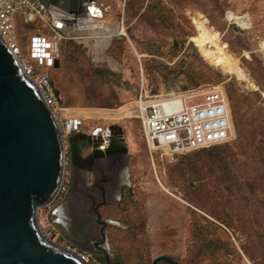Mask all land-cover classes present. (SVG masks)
I'll return each instance as SVG.
<instances>
[{"label":"rangeland","instance_id":"obj_1","mask_svg":"<svg viewBox=\"0 0 264 264\" xmlns=\"http://www.w3.org/2000/svg\"><path fill=\"white\" fill-rule=\"evenodd\" d=\"M74 1L68 5L73 15ZM92 2L103 9L99 17L94 7L93 16L90 12L86 16L85 6L76 19L58 6L52 8V17L71 37L62 42L58 68H37L48 72L60 89L57 116L65 127L62 137L71 182L68 196L62 197L66 203L53 207L58 206L60 216L65 212L66 228L53 223L49 239L84 251L90 264L107 263L97 243L112 264H152L160 255L181 264H264V249L257 237L258 224H264V125L250 126L253 139L244 150L237 148L242 138L236 128L243 114L248 118L249 111L253 116L259 113L249 103L264 106L258 96H264V0ZM16 17L18 43L26 54L30 35L46 28L39 20L25 23L21 14ZM122 26L125 34L119 32ZM108 33L112 35L99 36ZM142 87L154 94L223 89L232 111L231 139L198 150L151 152L134 108ZM238 94L247 98L237 104L240 109L235 116ZM130 108L133 116L127 117ZM69 120L73 121L71 127L79 123L76 131L84 134L98 128L93 143L99 142L103 152L115 129L121 128L125 138L128 165L123 170L128 184L121 192H115L113 186L107 188L108 202L98 208L100 220L96 212L100 187L91 191V177L81 178L73 171ZM88 151L89 146L82 153ZM227 152H236L237 161L225 171L212 160L217 153ZM213 190L219 197L213 196ZM90 194L96 196V202ZM217 199L231 208L240 226L228 222ZM47 212L45 209L42 217ZM103 221H109L105 228ZM42 229L49 234L52 228ZM201 230L207 231L211 245L217 248L215 259L196 255ZM243 248L251 257L243 254Z\"/></svg>","mask_w":264,"mask_h":264},{"label":"water","instance_id":"obj_2","mask_svg":"<svg viewBox=\"0 0 264 264\" xmlns=\"http://www.w3.org/2000/svg\"><path fill=\"white\" fill-rule=\"evenodd\" d=\"M59 1L47 0V8ZM55 95L61 104L57 88ZM72 123L67 124L71 148L82 139L90 146L92 135L72 133ZM98 131L94 130V137ZM121 137L125 139L123 133ZM98 143L93 149L102 152ZM63 144L58 116L0 38V264H86L77 254L47 242L42 232L49 236L38 219L39 210L57 195L64 169ZM80 155L72 151L74 160ZM103 250L106 264H112ZM160 261L181 264L168 255L157 256L152 264Z\"/></svg>","mask_w":264,"mask_h":264},{"label":"built area","instance_id":"obj_3","mask_svg":"<svg viewBox=\"0 0 264 264\" xmlns=\"http://www.w3.org/2000/svg\"><path fill=\"white\" fill-rule=\"evenodd\" d=\"M21 14L25 23L41 21L45 28L30 35L26 54L18 43L16 15ZM53 14L41 0H0V38L19 63L22 71L36 85L44 102L57 115L59 103L55 95V84L46 71H37L39 67H57L60 61L62 42L71 36L52 17ZM135 107L145 140L151 152L168 148L178 153L223 143L232 136V115L228 97L222 90L187 89L179 93L154 94L142 87L136 98ZM64 143V139H63ZM64 145V169L55 198L38 212L41 227H51L53 232L57 211L53 208L69 193L70 172ZM48 211L44 217V210ZM50 213V216H49ZM51 219H50V218ZM53 217V216H52ZM55 217V216H54ZM86 264L90 258L84 251H76L70 245L64 247Z\"/></svg>","mask_w":264,"mask_h":264},{"label":"flooded vegetation","instance_id":"obj_4","mask_svg":"<svg viewBox=\"0 0 264 264\" xmlns=\"http://www.w3.org/2000/svg\"><path fill=\"white\" fill-rule=\"evenodd\" d=\"M65 3L66 4H64V6L69 5L68 2ZM73 4L77 5L75 6L76 8L74 9L75 12L80 11L82 9L81 1L78 2L77 0H75ZM88 11L93 16V7H91L90 10L88 9ZM89 28L93 32L92 26H89ZM112 133H111L112 142L109 148H107L106 152H103V150L99 147L98 148L101 149L102 152L93 149V132L92 134H90L92 135V144L89 146L88 152H86L85 154L82 153L85 150V147H87L85 146L87 145V140H83V139L78 140L74 144V148H70L71 154L72 151L81 154L80 157H77L75 160L72 157L74 173L76 172L79 173V176L81 178L85 177V175H89L91 177V181H90V184L92 183V186L90 187L91 191H93V187L95 188L97 186L100 187L101 200L96 205V210L98 211H99L98 208H100L102 205L107 204L108 202L106 196L108 192L107 188L110 189V187L113 186L115 192L117 190L121 192L122 187L128 184L126 182L128 178L124 176V170H123V168H126V166L128 165L127 147L125 144V139L123 140L121 137V133H122L121 128L115 129ZM97 140L98 139H96V141ZM95 154L97 155V157ZM97 175L99 178H96ZM100 182H103L105 186H100L99 184ZM90 196L93 199V202H96V196L92 194H90ZM62 202L66 203L65 198L62 200ZM106 224L104 228L106 227ZM60 226H62L64 229L66 228V224L64 223H61ZM104 228L102 229V233L104 232ZM97 246L102 251H104L102 247H100L99 245Z\"/></svg>","mask_w":264,"mask_h":264},{"label":"trees","instance_id":"obj_5","mask_svg":"<svg viewBox=\"0 0 264 264\" xmlns=\"http://www.w3.org/2000/svg\"><path fill=\"white\" fill-rule=\"evenodd\" d=\"M41 2L45 4L47 2V0H41ZM60 64H61V58H60ZM60 64H59V66H60ZM57 68H58V66H57ZM262 68L264 69V66H262ZM53 81H54V79H53ZM54 84H55V82H54ZM55 87H56V85H55ZM261 87H262L263 92H264V76L262 78ZM58 90L60 93V89H58ZM261 94L262 93H258V96L260 98H262L263 99L262 101L264 102V96L262 97ZM60 98H61V95H60ZM246 98L247 97L244 96L243 94H238L237 96H235L234 101L236 103L233 106V114L235 116H238L239 109H240V106L237 104L244 101ZM228 101H229V105H230L229 97H228ZM250 105H254V108L256 110H258L259 113L255 116H253L252 113H250V111H249L247 113V114H249L248 118L247 117L245 118L244 114H243L241 117V120L236 121L237 131H239V136L242 138L241 144H239L237 146V148H239V150H240V148H241V150L248 148V146L252 142L253 137H252L251 130H249L250 126L258 127V125H264V106H258L256 102H252V104L249 103V106ZM237 107H239V108H237ZM250 107H253V106H250ZM230 109H231V105H230ZM231 113H232V111H231ZM217 144H221V143H217ZM217 144H213V145H217ZM213 145H210L207 147H211ZM207 147H203V148H207ZM203 148H199V149H203ZM194 150H198V149H194ZM235 155H236V152H231V153L227 152L225 154L217 153L216 156L214 157V159L212 160V163H214L219 169L228 171V170H230V166L234 162L237 161V158L235 157ZM213 193H214L213 196L215 198L219 197L218 194H216L217 193L216 190H213ZM216 201H218L220 204L223 205V208H222L223 209V215H225L224 217H226L228 219V222L232 226L233 225H235V226L239 225L240 226L241 225L240 221L238 219L236 220L234 218V216H233L234 213L231 211V208H228L226 203H222L218 199ZM258 230L259 231L257 232V235H258L257 237L259 238V240L261 242V247L264 249V224H258ZM206 232H207L206 230L199 231V234L201 236V242L198 244L195 252L197 253L196 255L200 258H206L207 257L209 259H215L217 257V248L213 247L211 245L213 243L212 239L207 238ZM243 252H244L243 254H247L249 257H251L250 253L245 248H243ZM239 257L241 258V256H239Z\"/></svg>","mask_w":264,"mask_h":264},{"label":"crops","instance_id":"obj_6","mask_svg":"<svg viewBox=\"0 0 264 264\" xmlns=\"http://www.w3.org/2000/svg\"><path fill=\"white\" fill-rule=\"evenodd\" d=\"M64 1L69 3L70 0H62V1H59V4H58L59 9H60V10H63V12H65V13H67V14H70V16L73 15V13L70 12L72 8H71L70 6L68 7V5H66V6L63 5V4H66V3H64ZM77 1H78V2L81 1V8H82L80 11H77V12H82V13H84V12H85V8H86L85 6H88V9H91V7L96 8V10H97V12H98V14H97L98 17L100 16L99 14L102 13V10H103L102 7L99 6V5L93 4V2H92L93 0H77ZM45 4H46V3H45ZM46 6H47V5H46ZM56 6H57V5H56ZM56 6H52L51 8H49V10L51 11L52 14H53L52 10H53ZM62 6H63V7H62ZM75 6H77V5H73V8H74V9L76 8ZM52 8H53V9H52ZM56 8H57V7H56ZM62 8H63V9H62ZM88 9H87V10H88ZM77 12H74V15H73V16L75 17V19H76V17H79L78 14L76 15ZM86 12H87V15H86V14H85V15H86V16H90V15H89V11H86ZM53 15H54V14H53ZM97 15H96V16H97ZM86 16H85V17H86ZM62 25H63V24H62ZM61 27H62V26H61ZM62 108L64 109V108H66V107H62ZM74 121H76V120H74ZM76 122H77V121H76ZM54 216H55V218H57V220L55 219V223H56V224L61 225V223H64V224L67 223V222L64 220V219H65V216H66L65 212L60 216V214H58L57 211H55ZM60 217H61L62 219H61ZM59 219H61V220H59Z\"/></svg>","mask_w":264,"mask_h":264},{"label":"bare ground","instance_id":"obj_7","mask_svg":"<svg viewBox=\"0 0 264 264\" xmlns=\"http://www.w3.org/2000/svg\"><path fill=\"white\" fill-rule=\"evenodd\" d=\"M96 12H97V10H96ZM97 14H98V12H97ZM107 24V23H106ZM103 25V24H102ZM98 26V28L101 26V25H97ZM105 26V25H104ZM102 27V26H101ZM108 29V28H107ZM106 29V30H107ZM102 30H104V29H102ZM109 30V29H108ZM107 30V31H108ZM119 32L120 33H122V34H125L126 33V31H125V28H124V26H122L120 29H119ZM91 33H92V31H91ZM112 35V33H108V34H101V35H99V36H104V37H108V36H111ZM80 36V35H79ZM85 37H88L87 35L85 36ZM215 88H217V89H220V90H222L223 91V89H221V88H219V87H215ZM223 93H224V91H223ZM127 105H124L121 109H123V108H125ZM131 108H132V106H131ZM127 109V112L125 113V116H127V117H132L133 116V111H132V109ZM62 110H66V108H62ZM59 126H60V128H61V131H65V127L61 124V123H59ZM79 126V123H78V125H75V123H74V125L71 127V129H72V133H77V131H76V128ZM233 132V131H232ZM99 133V132H98ZM98 133H97V136H98ZM102 134H104V131L102 132ZM99 137H103V136H99ZM105 141V140H104ZM165 150H168V151H170L168 148H165ZM128 181V180H127ZM42 235H43V237H44V239L47 241V242H49V243H51V244H54L55 245V243H54V241L52 240V239H49L43 232H42Z\"/></svg>","mask_w":264,"mask_h":264}]
</instances>
